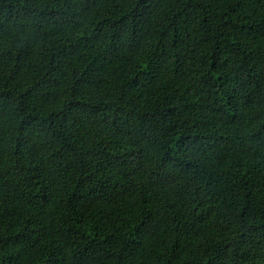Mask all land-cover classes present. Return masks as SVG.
<instances>
[{
    "label": "trees",
    "instance_id": "1",
    "mask_svg": "<svg viewBox=\"0 0 264 264\" xmlns=\"http://www.w3.org/2000/svg\"><path fill=\"white\" fill-rule=\"evenodd\" d=\"M0 264H264V0H0Z\"/></svg>",
    "mask_w": 264,
    "mask_h": 264
}]
</instances>
